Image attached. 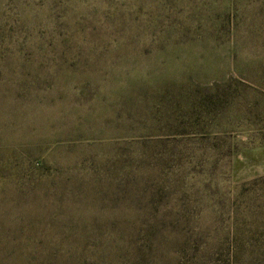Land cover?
Listing matches in <instances>:
<instances>
[{
    "label": "rangeland",
    "instance_id": "obj_1",
    "mask_svg": "<svg viewBox=\"0 0 264 264\" xmlns=\"http://www.w3.org/2000/svg\"><path fill=\"white\" fill-rule=\"evenodd\" d=\"M5 242L29 264L264 257V0H0Z\"/></svg>",
    "mask_w": 264,
    "mask_h": 264
},
{
    "label": "trees",
    "instance_id": "obj_2",
    "mask_svg": "<svg viewBox=\"0 0 264 264\" xmlns=\"http://www.w3.org/2000/svg\"><path fill=\"white\" fill-rule=\"evenodd\" d=\"M2 179L4 178L2 177ZM2 244L3 253L0 255V264H29L26 260L14 258L13 256H18L19 253L8 248L9 244L6 242ZM230 248L231 250L225 256H198V264H264V257L244 259L242 253H240V245L236 242H233Z\"/></svg>",
    "mask_w": 264,
    "mask_h": 264
}]
</instances>
